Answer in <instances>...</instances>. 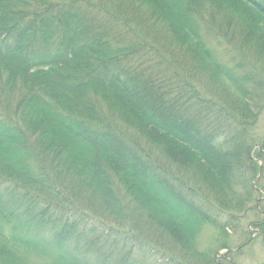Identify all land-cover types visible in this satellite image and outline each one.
Here are the masks:
<instances>
[{"label":"trees","instance_id":"obj_1","mask_svg":"<svg viewBox=\"0 0 264 264\" xmlns=\"http://www.w3.org/2000/svg\"><path fill=\"white\" fill-rule=\"evenodd\" d=\"M263 111L264 0H0V264H174L156 225L228 264L264 215Z\"/></svg>","mask_w":264,"mask_h":264},{"label":"rangeland","instance_id":"obj_2","mask_svg":"<svg viewBox=\"0 0 264 264\" xmlns=\"http://www.w3.org/2000/svg\"><path fill=\"white\" fill-rule=\"evenodd\" d=\"M227 15L229 14L227 13L226 16ZM239 22L240 21H238L237 18L236 20L234 18L233 24H230V28H232L231 31L235 32L232 33L234 37H236L235 34L239 37L238 34L241 33V29L238 26L240 24ZM228 45L230 44L225 41L224 48ZM211 49L215 53L222 54V64H225V66L229 67L227 61L230 59V54L228 51L225 54L222 53V44L216 45L213 41V43H211ZM242 54L243 57H248L251 61L254 60L251 58L249 52ZM235 60L240 61L241 58L235 56ZM215 83L218 85H223L220 79H216ZM254 136L258 144L264 140V111L259 117L254 131ZM241 217L242 219L240 220ZM241 217L238 218L239 220L236 218L235 223L230 224L226 228L228 250H220L218 257L223 258L225 261H229L228 264H264V233H261L258 229L252 227V224L250 225V223L257 219H264V215L261 217L259 214L255 213L253 209H251L249 213L247 212V214ZM156 228L158 229L157 231L153 230L152 233L145 232L143 234V237H147L149 243L152 246H156L162 251L169 253L170 256L172 254L176 261L174 264H200L197 261L190 259L188 257V253L190 252L189 249L185 251L183 248H181V246L173 242L172 238L167 235L161 225H156ZM220 240L221 239L219 238L217 232L212 227L205 225L200 228V231H198L196 235L194 248L199 252L211 250L215 254L218 251V247L221 243ZM239 246L242 247L238 250L237 247ZM194 248H192V250H194ZM158 261L161 262L158 264L165 262L168 264L171 262L169 258H165L164 256ZM33 262H35L34 259ZM146 264L152 263L146 262Z\"/></svg>","mask_w":264,"mask_h":264}]
</instances>
